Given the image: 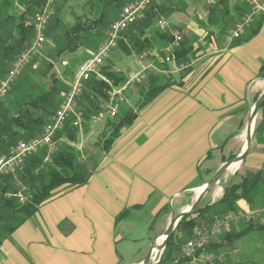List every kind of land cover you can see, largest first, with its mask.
Returning a JSON list of instances; mask_svg holds the SVG:
<instances>
[{
  "label": "crops",
  "instance_id": "0c3cea01",
  "mask_svg": "<svg viewBox=\"0 0 264 264\" xmlns=\"http://www.w3.org/2000/svg\"><path fill=\"white\" fill-rule=\"evenodd\" d=\"M238 3L245 5L243 0L228 1L226 17L233 19L232 26L220 32L217 23L208 24V8L198 0H181L178 5L172 0H153L155 11L174 8L158 19L179 27L188 41L189 62L183 65L188 70H175V60L173 65L168 63L176 73L173 83L147 105L133 108L134 120L120 130L110 150L101 151L98 165L85 185L65 190L60 186L53 197L4 238L0 264H121L125 261L123 245L130 240L123 231L136 226L143 210L133 209L116 223L118 213L146 203L154 206L155 214L159 202L164 205L172 195L186 192L197 182L206 181L205 176L209 179L213 175L225 158L230 137L239 132V111L250 94L254 95L253 83L263 79L258 75L264 61V17L256 16L239 39L227 42L238 13L243 11L237 8ZM13 8L15 16L25 9L16 2ZM25 19L29 24L33 16ZM158 19L142 36L146 44L139 54L126 53L119 46L113 50L114 58L108 57L112 71L129 80L143 69L147 74L159 70L158 57L166 53L168 43L157 33ZM129 35L121 37L128 46ZM75 52L81 53L82 62L91 55L82 47ZM76 70L64 81L68 86ZM141 96L143 93L132 84L123 88L124 100L133 106ZM107 117L106 106L105 111L91 118L83 140L88 148L96 125L102 124L101 131L108 129ZM80 146L75 147L81 150ZM259 154L262 165L263 156ZM49 156L46 153L44 160ZM258 198L264 200V192ZM237 205L242 211L264 215V204L255 209L243 199ZM252 224L254 228L239 237L223 240L220 234L212 238L202 255H218L224 264H264V226L260 227L264 224ZM246 226L239 220L230 233L235 235ZM155 228L160 230L158 223L151 231ZM148 249H139L133 257L141 259L131 264H141Z\"/></svg>",
  "mask_w": 264,
  "mask_h": 264
},
{
  "label": "trees",
  "instance_id": "16d2710c",
  "mask_svg": "<svg viewBox=\"0 0 264 264\" xmlns=\"http://www.w3.org/2000/svg\"><path fill=\"white\" fill-rule=\"evenodd\" d=\"M45 1L0 0V78L6 74L11 60L28 45L33 37L32 21L27 24L25 17L29 15L34 18ZM57 1L55 0V12L46 30V40L52 42L50 56L56 60L66 53L77 51L81 47L88 49L92 55L122 7L132 0H88L85 2L88 6L87 11H84L82 15H77L73 25L64 27L59 35L56 31L60 24V6L57 7ZM228 1L215 0L214 5H208V24L215 25L217 23L220 32L232 26L230 21L233 19L230 20L226 17L229 14ZM15 2L25 8L18 16L13 13ZM239 7L243 11L238 13L239 16L236 21L248 11L246 4L241 6L238 3L237 8ZM173 10V7H169L165 10L155 11L152 0L146 10L144 19L130 25L123 31L122 36H126L127 33L130 34L128 36L129 46L121 38L117 46L126 53L134 51L139 54L146 44V38H142L145 31L153 25L159 16L163 17ZM175 28L180 30L179 27ZM157 33L160 38L165 40V43L171 41L168 32L158 29ZM189 52L188 41L182 37L179 46L174 50V60L177 66L188 64L189 58L187 55ZM157 66L159 70L149 72L142 82L143 84L139 86V83H137L138 90L144 94L139 108L147 105L159 92L173 83L171 80L166 81L165 73L162 72L168 70V63H157ZM100 73L105 79H100L95 74H91L84 83L82 94L77 99L78 110L81 112V119L84 122L91 121L92 117L98 116L104 110L102 103H107L109 100L112 87H119L125 82L124 75L112 71L109 65L102 66ZM258 76L264 78V61ZM49 80L50 84L47 88L36 87V91H28L26 100L17 99L9 105H0V157L7 154L8 150L15 146L17 142L40 135L50 116L66 97L70 85L68 86L58 75L52 74ZM33 88L30 87V89ZM10 92L11 89L8 91L7 96ZM122 106L121 103L117 115L113 117L117 120L108 122L111 129L110 136L108 135L109 137L103 140V146L107 150L110 148L108 146L120 135V130L127 127L134 120L135 114L132 110H126ZM259 111L261 119L255 122L254 142L261 145L259 148L263 156L261 167L245 174L240 182L229 183L222 196L214 204L203 205L194 213L181 218L174 228L175 231L167 239L166 246L159 258V264H172L175 260L179 250L177 253L176 250L174 251V240L177 238V230L181 227L186 230L191 229L188 236L190 237L197 221H204L201 225L210 224L217 216L229 210H241L237 205L239 200L245 199L253 208L264 204V200L258 198V195L262 192L259 184L264 175V101L261 103ZM77 135V127L73 126L72 117L70 116L64 127L57 131L55 141L57 142L59 137H64L69 142L75 141ZM46 153L47 151L43 149L38 154L29 156L23 163V171L20 173L19 178L25 184L28 193L23 202L18 201L15 197L7 198L5 196L6 192H17L13 187L14 179L11 175H4L0 178V244L25 219L34 214L42 203L53 197L54 191L60 186L64 185L68 189H73L85 185L89 180L91 172L85 170L84 165L76 161L77 151L73 146L66 142L62 143L58 150L56 149L49 156V160H44ZM209 154L206 155V158L210 156ZM140 207L135 205L124 209L116 215L115 222L125 219L133 209H139ZM246 224L244 230L235 235L230 233L232 228L230 231L222 233L223 240L228 239L230 236L239 237L245 231L254 228L252 223L246 222ZM207 247L208 245L204 251Z\"/></svg>",
  "mask_w": 264,
  "mask_h": 264
},
{
  "label": "built area",
  "instance_id": "2783aa9c",
  "mask_svg": "<svg viewBox=\"0 0 264 264\" xmlns=\"http://www.w3.org/2000/svg\"><path fill=\"white\" fill-rule=\"evenodd\" d=\"M248 6V11L245 12L235 22L233 28L229 31L227 42L239 39L243 32L250 26L256 16L264 17V0H243ZM152 0H132L125 4L117 18L111 23L102 42L97 50L87 59H85L76 70L73 80L70 83L66 97L59 103L55 112L50 116L45 124L40 135L31 137L28 140H22L11 147L7 154L0 157V178L8 172L16 168H22L23 163L29 156L38 154L43 149L48 155L56 151V133L63 128L70 116L72 124L78 127L81 122V112L78 110L77 99L82 94L84 83L89 79L91 74H95L100 79H105L100 73V67L104 60L109 57L113 49L118 45L123 31L130 25L141 21L146 15V10L150 6ZM209 3H214L215 0H208ZM55 12V0H46L41 9L36 13L32 20L33 37L28 45L18 53L10 62V66L6 74L0 78V100L7 96L8 91L12 87L15 79L22 73L24 68L32 61V59L41 53V48L46 42V30L48 24ZM157 27L161 31L168 32L171 36V41L166 47V56L162 62H174V50L179 46L182 40V33L175 27H172L165 19H158ZM183 65H175V70H180ZM168 74V71H162ZM147 76L146 69L132 75L124 84V87H112L109 100L107 101V115L113 118L117 115L123 98V88L130 83H140ZM1 180V179H0ZM7 198L15 197L18 201L23 202L26 196L20 192H6ZM242 220L249 223L264 224V215L259 212L250 211H232L223 213L217 216L212 223L195 226L193 233L180 246L178 256L172 264H224L222 257L212 254H203L204 249L209 244L212 238L224 232L230 231L233 224ZM161 253V251H160ZM154 256L152 264H159L160 256L157 252Z\"/></svg>",
  "mask_w": 264,
  "mask_h": 264
},
{
  "label": "rangeland",
  "instance_id": "374dc122",
  "mask_svg": "<svg viewBox=\"0 0 264 264\" xmlns=\"http://www.w3.org/2000/svg\"><path fill=\"white\" fill-rule=\"evenodd\" d=\"M86 1H88V0H58L57 1V7L60 6V13H59L60 24L56 30L58 35L61 34V30L64 27H69V26L73 25V23L75 21V17L77 15H82V13L84 11H87L88 6H87V4H85ZM172 1L178 5L181 0H172ZM198 1L206 8H208V5H210V6L214 5V3H209L208 0H198ZM51 44H52V42L50 40L48 42L46 40V42L43 44V46L41 48V53L39 55L35 56L32 59V61L27 65L26 69L24 68L25 71L23 73H21L15 79L13 87L10 88L11 92L9 93V95L6 98L2 99V101L0 102V105L1 104L9 105L14 100H17V99L24 101V100H26V97H27L26 93L28 91H31V90L34 91L36 89V87L47 88L50 84L49 77L52 74L58 75V77L63 81H67L69 79L68 76L70 75V72L74 71L76 68L78 69L79 65L82 62L81 61L82 59L80 57L81 53L77 54V52H71V53L64 54L63 58L65 59V63L62 64L61 58L56 60L50 56ZM113 50H115V49H113ZM113 50H112V52H113ZM112 52L110 53L109 56L114 58L113 55H111ZM165 54L166 53L159 54L157 63L162 64V60L166 56ZM109 61H110L109 58H106L104 60V63L102 66L108 65ZM170 65H173L172 62H170ZM102 66L100 67V69L102 68ZM180 70H181V72L186 71L187 67H183ZM166 71H168L169 73L164 74L165 80L166 81H168V80L172 81L173 75L176 73L173 71V68L172 69L168 68V70H166ZM127 81L128 80H125L124 83L126 84ZM143 81H141L139 83V86L141 84H143L142 83ZM257 83H258L257 81H256V83L255 82L253 83V86L255 87L254 93H253L254 95L251 96V94H250V96L248 97V100L243 103L242 108L239 111V114L241 116L240 120H239V128H238L239 132H236L235 135L230 137L231 139L229 141L230 144L228 146V151L225 155V158H223L222 163L233 158V156H235L237 153L240 152L241 148L244 145V130H245L244 126H245V123H246V120L248 117V112L251 109V107L254 105V102L256 101L255 98L258 97V95L264 90V78L259 80L258 84ZM130 84L133 85L135 90L139 91L137 83H130ZM30 87H34V88L30 89ZM143 96H144V94H143ZM143 96H141L140 100L134 102L135 106L127 103L125 100L122 101V104H123L122 107H124L126 110L127 109L133 110L134 107L136 109H139ZM102 106L104 107L103 111H105V107L107 106L106 103L105 102L102 103ZM257 114L258 115L256 118V122L261 119L260 111H258ZM116 120H117L116 118L109 119L107 117L106 126L108 127V129L106 131L105 130L101 131V129L103 127L102 124H101V126H98V127L96 125V127H95L96 130H94V133L92 136L93 142L89 143L90 148H88L85 145L86 142H83V140L85 139V136H86L85 132L88 130L90 121L84 122L81 119L80 125L77 127V134L78 135H77L75 141L69 142L67 139L65 140L64 137H59L57 142H56V149L58 150L59 146L65 142L68 143L69 145L73 146L74 149H76V151H77L76 161L80 164H83L85 167V170L90 171L92 173L93 170L98 165L97 159L99 158L101 151L107 152L108 150H110L112 148L111 146L114 143V141L112 142V144L110 146H108L110 148L107 150L106 147L103 146V140L106 137L110 136L109 132L111 129L109 127L110 123H108V122L109 121L113 122ZM94 126H95V124L92 125L93 128H94ZM80 145H82V146H80ZM258 145L259 144L257 142H254V139H253V144H252L251 150H250L248 156L246 157V159H244L240 165H236L234 168H232V169L229 168L228 170L225 171V173L221 177L220 181L217 184H215L214 188L211 189L202 198L201 204L199 206L200 208L203 205L214 204L222 196L224 189L229 185V183L240 182L245 174H247L248 172H252V171L256 170L258 168L257 166L261 165L260 164L261 156L259 154ZM75 146H80L82 152H81V150L77 149ZM22 171H23V167L22 168H16L15 170L8 172L5 175H11L12 179H14L13 180L14 181V184H13L14 189L17 192H20L23 195L27 196L28 195L27 188H26L25 184H23L21 179L19 178L20 173ZM204 180L207 181L208 177L205 176ZM206 181L197 182V184H195V186H191L192 188L189 190H186V192L176 194V195H172L171 198L166 200V203H164V205L161 204V202H159L158 204L160 205V208H159V211L155 214H153V212H152L153 207H154L152 204H146L145 203V205L141 206L140 209H142L143 211H141L139 213L140 219L136 220V226H134V225L131 227L129 226L127 229H125L123 231L125 234H127L129 236L130 240H129V242H127L126 244L123 245L124 249H125V255H124L125 261L121 262V264H129V263L131 264L132 262L139 261V259H141V257L138 259L133 257L134 255L137 254L138 250L141 249L143 251L144 249L149 248L151 246L150 243L152 242V240L154 239V237L158 233H159V235H157V237L160 238V234H162L165 231V228L169 225V223L171 222L173 217H175L174 215H176L177 213H179L182 210H185L188 206H190L194 202V199L198 194L197 189L200 188V186L202 184H204ZM259 185H260L259 188H261V191L264 192V175H263L262 180H261ZM62 189L65 190V189H67V187L63 185ZM217 190L219 191V193L217 195H215V192ZM54 194H56V193H54ZM254 208L257 209L258 207H254ZM151 219H152V222H150ZM202 222H204V221H202ZM202 222L197 221L195 226L201 225ZM157 223L159 225L160 230L158 231L155 228L154 232L151 231V228L153 226H155ZM149 225H150V228H148ZM179 230H177V238H175V240H174V244H175L174 251L176 250L175 251L176 253L178 252L181 243L184 240H186L188 238V236L190 235L191 229L186 230V229H183L181 227ZM155 244L156 245L158 244L157 240H156ZM162 252L161 253L157 252V256H160L162 254ZM153 256H154V254L152 255V257ZM144 258H145V256L142 259L144 260ZM151 261H153V259Z\"/></svg>",
  "mask_w": 264,
  "mask_h": 264
},
{
  "label": "water",
  "instance_id": "95a60500",
  "mask_svg": "<svg viewBox=\"0 0 264 264\" xmlns=\"http://www.w3.org/2000/svg\"><path fill=\"white\" fill-rule=\"evenodd\" d=\"M264 101V90L258 95L256 98V101L254 102V105L251 107V109L248 112V117L245 123V130H244V145L241 148L240 152L237 153L233 158L229 159L226 162H223L221 165H219L215 170L213 175L200 187V191L197 194V196L194 199V202L188 206L185 210L180 211L169 223V225L165 228V231L162 233L163 239L161 240L160 244L156 245L155 242L158 237H155L152 242L150 243V247L146 253V256L144 260L142 261V264H152V255L154 252H162L165 248V244L167 242V239L172 235L174 232L175 226L178 224L181 218L186 216L187 214H192L195 211H197L200 207L202 198L211 190L214 188V185L217 184L225 171L228 169V166L231 164H238L240 165L242 161L246 158V156L249 154L253 139H254V132H255V122L257 118V113L259 111V108L261 106V103ZM154 247H157L156 251H154Z\"/></svg>",
  "mask_w": 264,
  "mask_h": 264
},
{
  "label": "bare ground",
  "instance_id": "6f19581e",
  "mask_svg": "<svg viewBox=\"0 0 264 264\" xmlns=\"http://www.w3.org/2000/svg\"><path fill=\"white\" fill-rule=\"evenodd\" d=\"M236 165H238V164H231L230 166H228V169H229V168L232 169V168H234ZM228 169H227V170H228ZM200 189H201V187H200L199 189H197V193H199ZM218 193H219V191L217 190V191L215 192V195H217ZM162 239H163V235L160 234V238H157L158 245L160 244V242H161ZM156 248H157V247H154V248H153L154 251L157 250ZM141 264H142V263H141Z\"/></svg>",
  "mask_w": 264,
  "mask_h": 264
}]
</instances>
